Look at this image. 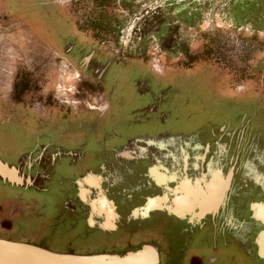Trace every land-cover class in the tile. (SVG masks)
I'll use <instances>...</instances> for the list:
<instances>
[{
	"label": "flooded vegetation",
	"instance_id": "af4514ba",
	"mask_svg": "<svg viewBox=\"0 0 264 264\" xmlns=\"http://www.w3.org/2000/svg\"><path fill=\"white\" fill-rule=\"evenodd\" d=\"M79 5L44 0L20 10L0 0V161L36 179L16 187L32 200L53 198L55 224L97 233L107 248L60 252L0 238L76 255L122 254L151 243L160 264H219L230 249L254 261L264 191L248 184L259 179L252 120L242 114L211 129L164 127L176 118L174 79L192 68V56L171 65L113 52L83 28ZM250 39L222 32L203 49L201 65L234 96H247L253 81L259 48ZM187 185L216 192L212 214L180 208ZM148 199L162 202L144 215ZM35 205L3 199L0 230L12 231L13 220H25L24 209Z\"/></svg>",
	"mask_w": 264,
	"mask_h": 264
},
{
	"label": "rangeland",
	"instance_id": "374dc122",
	"mask_svg": "<svg viewBox=\"0 0 264 264\" xmlns=\"http://www.w3.org/2000/svg\"><path fill=\"white\" fill-rule=\"evenodd\" d=\"M10 0L18 9L39 6L44 0ZM75 11L85 20L86 28L96 40L113 52L175 65L192 56L193 66L184 76L174 79L173 102L175 119L168 129L203 130L218 126V122L242 114L251 119L256 134L253 157L257 160L258 181L249 187L264 191V0H79ZM39 4V5H35ZM32 6V7H33ZM18 9H14L16 13ZM75 9V8H74ZM35 14V13H34ZM233 33L240 40L257 42L259 52L252 62L251 81L246 95L234 96L218 83L216 74L206 65L204 47L214 44L218 33ZM264 45V44H263ZM172 90V89H171ZM0 144H4L3 141ZM255 177V176H254ZM254 189V190H255ZM257 191V190H256ZM214 199L216 192L211 191ZM264 197V193H261ZM29 201L35 211L24 209L25 220H13V230L0 233L18 240L40 244L55 251L86 253L107 248L99 234H88L78 228L55 224L51 197H34L20 188L0 183L3 199ZM248 251V249H246ZM239 253V254H238ZM224 251L219 264H264L257 257L250 260L244 252Z\"/></svg>",
	"mask_w": 264,
	"mask_h": 264
},
{
	"label": "water",
	"instance_id": "95a60500",
	"mask_svg": "<svg viewBox=\"0 0 264 264\" xmlns=\"http://www.w3.org/2000/svg\"><path fill=\"white\" fill-rule=\"evenodd\" d=\"M0 180L15 187H30L36 179L23 177L15 166L0 161ZM212 190L200 191L195 185L183 188L186 201L183 205L191 209L192 205L198 210L208 214L216 209L220 200H215ZM182 192V191H181ZM162 200L148 199L141 208L144 215L158 209ZM264 213V204L261 207ZM170 212V209H167ZM136 211L132 215L136 216ZM257 257L264 259V232L260 231L255 238ZM0 264H160L159 249L151 243L142 244L136 251H126L122 254L99 253L89 255H76L71 253H55L39 246L9 241L0 238Z\"/></svg>",
	"mask_w": 264,
	"mask_h": 264
},
{
	"label": "bare ground",
	"instance_id": "6f19581e",
	"mask_svg": "<svg viewBox=\"0 0 264 264\" xmlns=\"http://www.w3.org/2000/svg\"><path fill=\"white\" fill-rule=\"evenodd\" d=\"M216 200L218 201L219 199L217 198ZM179 202H180V204H181V205H180V208H181V209L186 207V206L183 205L184 203H186V201H185L184 199H181ZM186 208H187V207H186ZM193 208H195V205H192V206H191V209H193Z\"/></svg>",
	"mask_w": 264,
	"mask_h": 264
}]
</instances>
